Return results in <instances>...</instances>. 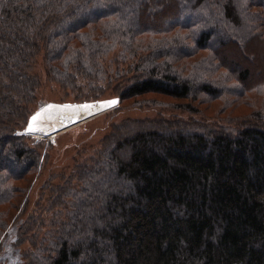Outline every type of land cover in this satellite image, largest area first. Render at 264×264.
I'll use <instances>...</instances> for the list:
<instances>
[{
	"label": "trees",
	"instance_id": "trees-1",
	"mask_svg": "<svg viewBox=\"0 0 264 264\" xmlns=\"http://www.w3.org/2000/svg\"><path fill=\"white\" fill-rule=\"evenodd\" d=\"M185 12L231 35L171 20ZM263 43L264 0H0V238L47 164L21 133L43 53L76 100L112 89L122 108L147 93L179 101L154 106L171 116L114 122L87 157L50 171L14 219L24 264H264V80L250 84Z\"/></svg>",
	"mask_w": 264,
	"mask_h": 264
},
{
	"label": "rangeland",
	"instance_id": "rangeland-1",
	"mask_svg": "<svg viewBox=\"0 0 264 264\" xmlns=\"http://www.w3.org/2000/svg\"><path fill=\"white\" fill-rule=\"evenodd\" d=\"M241 2V1H238ZM239 12L243 17V14L246 10L244 4H239L238 6ZM208 15V14H207ZM205 14H194L191 12H185L181 17L177 19V21H189L193 18L201 16L203 23L210 24L213 26L214 22L210 21L209 15ZM71 25L67 26V29H70ZM217 27V35L220 36L221 39L229 37L230 31L223 27ZM245 55L248 52L246 49L242 51ZM257 56L255 55V59L260 60V65L264 67V43L262 48L257 51ZM202 53H208V51H203ZM115 53L109 55L108 59L113 57ZM37 58L39 59L37 64L34 67L35 74L39 75L41 78V84L38 89L37 100L33 104L34 109L32 114L38 110L40 107L47 105V103L59 102L64 104H78L84 103L88 101H98L105 98H119L118 95H113L114 91L112 89H103L101 96L88 98L89 91L86 89L84 93H81L83 96L80 100H76V96L78 93L75 92L73 88H68L57 84L56 81L50 80L48 77L47 64L45 63V59L43 53H40ZM251 62V61H250ZM110 61L105 63L106 67L110 66ZM252 65V64H251ZM264 80V70L259 74H255L254 82L250 84H255ZM80 85H84L82 82ZM95 94V92H94ZM262 97L263 94H257ZM143 106H133V99H130L125 102L124 107H121V102L118 100V103L106 111L86 119L81 123L76 124L72 127H67L66 129H61L57 136L53 139L51 133H47L46 130L44 132H36V131H28L27 127H24L21 130V133L27 136L28 141L31 143H41L44 145L42 152V160L45 155L46 166H43L39 169L32 170L33 175L30 177L29 182L27 183V193L24 197V201L21 204V213L20 209L14 211L13 220L10 222L9 230L2 234L0 238V264H24L22 257V249L20 247H15V242L17 238L18 231V222L14 223V219L20 213V219H24L31 210H33L37 205V199L40 198L42 192V186L45 183L47 177L51 173L59 172L64 168H68L74 164L75 159H80L79 156H88L89 153L100 145V140L105 137V135L110 133L112 124L118 123V121L122 120L126 116H134V117H144V116H154L157 112H161L164 108L154 107L155 105H159V103H172L177 102L176 100L170 96H164L162 94L155 93H147L145 95L139 96L137 101L141 103L143 101ZM135 101V103L137 102ZM183 101V100H180ZM165 116L169 115V111L164 109ZM29 119V118H28ZM48 125H56L52 121L45 122ZM115 125V124H114ZM9 145L11 143L9 142ZM2 156L0 159L5 161L4 156L5 153L2 152ZM86 156V157H87ZM48 158V161H46ZM24 164V163H22ZM11 168L17 169V164H11ZM31 174H29L30 176ZM28 176V177H29ZM32 180V181H31ZM54 183L58 182L59 179H54ZM21 183H25V180L21 181ZM29 187V188H28ZM12 214V213H11ZM7 233V234H6ZM22 251V252H21Z\"/></svg>",
	"mask_w": 264,
	"mask_h": 264
},
{
	"label": "bare ground",
	"instance_id": "bare-ground-1",
	"mask_svg": "<svg viewBox=\"0 0 264 264\" xmlns=\"http://www.w3.org/2000/svg\"><path fill=\"white\" fill-rule=\"evenodd\" d=\"M109 100L110 98H105L96 102H94L95 100L84 102L83 104L53 102L47 106L39 108L40 110L38 109L39 111L34 113L35 115L32 117L31 121V129L32 131L43 133L44 130H47V124H45V122L52 121L62 127L64 126L66 118H78V120H82L89 116L100 114L112 107L110 103H106L110 102Z\"/></svg>",
	"mask_w": 264,
	"mask_h": 264
},
{
	"label": "water",
	"instance_id": "water-1",
	"mask_svg": "<svg viewBox=\"0 0 264 264\" xmlns=\"http://www.w3.org/2000/svg\"><path fill=\"white\" fill-rule=\"evenodd\" d=\"M77 123H79L78 118H66L65 122H64V125L65 126H71V125H75Z\"/></svg>",
	"mask_w": 264,
	"mask_h": 264
},
{
	"label": "snow or ice",
	"instance_id": "snow-or-ice-1",
	"mask_svg": "<svg viewBox=\"0 0 264 264\" xmlns=\"http://www.w3.org/2000/svg\"><path fill=\"white\" fill-rule=\"evenodd\" d=\"M106 103L115 104V103H117V101H110V102H106Z\"/></svg>",
	"mask_w": 264,
	"mask_h": 264
}]
</instances>
